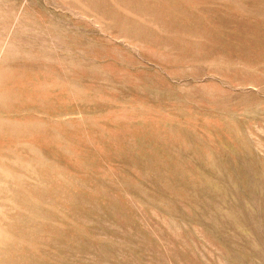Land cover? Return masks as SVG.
I'll return each instance as SVG.
<instances>
[{"label":"rangeland","instance_id":"374dc122","mask_svg":"<svg viewBox=\"0 0 264 264\" xmlns=\"http://www.w3.org/2000/svg\"><path fill=\"white\" fill-rule=\"evenodd\" d=\"M0 264H264V0H0Z\"/></svg>","mask_w":264,"mask_h":264}]
</instances>
